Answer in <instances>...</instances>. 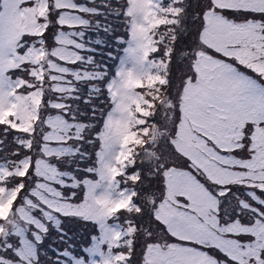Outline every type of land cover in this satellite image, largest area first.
I'll return each mask as SVG.
<instances>
[{
	"label": "snow or ice",
	"instance_id": "1",
	"mask_svg": "<svg viewBox=\"0 0 264 264\" xmlns=\"http://www.w3.org/2000/svg\"><path fill=\"white\" fill-rule=\"evenodd\" d=\"M0 264H264V0H0Z\"/></svg>",
	"mask_w": 264,
	"mask_h": 264
}]
</instances>
